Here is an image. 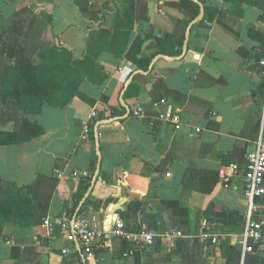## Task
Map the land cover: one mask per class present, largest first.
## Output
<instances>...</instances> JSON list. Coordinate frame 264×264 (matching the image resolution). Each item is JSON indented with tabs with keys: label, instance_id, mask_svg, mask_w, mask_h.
Instances as JSON below:
<instances>
[{
	"label": "crops",
	"instance_id": "0c3cea01",
	"mask_svg": "<svg viewBox=\"0 0 264 264\" xmlns=\"http://www.w3.org/2000/svg\"><path fill=\"white\" fill-rule=\"evenodd\" d=\"M139 1L149 20L136 22L130 47L136 38H146L138 46L139 57L156 53L153 39L188 21L182 57L157 60L124 98L122 89L138 66L127 54L103 53L100 61L108 76L102 84L84 82V97L63 107L45 104L40 114L28 118L43 126V134L0 146V196L8 188L27 190L38 176L45 177L39 192L46 193L51 179L56 181L47 202L35 201L56 228L10 221L0 241V264H82L69 230L57 225L68 218L81 182L92 177L81 214L93 225L109 229L120 217L131 228H177L179 234L162 236L142 249L113 238L88 257L89 264H227L222 248L201 235L212 222L201 217V231L193 234V212L174 214L166 201L177 199L181 208L206 215L227 211L245 219L248 213L244 173L264 130V0H197L198 7L188 0ZM78 2L87 15L73 0H0V51L12 58L27 55L34 63L41 50L61 46L84 57L91 30L108 27L111 16L102 24L101 0ZM207 7L218 9L215 18L197 20L201 9L205 17ZM138 106L143 113L136 116ZM94 108L99 115L92 119ZM24 119L23 109L5 110L0 104V131H16ZM88 121L93 132L84 138ZM74 170H87L90 177L74 176ZM205 172H219L211 192L198 191L210 187L211 177L201 183ZM136 203L139 209L129 210ZM256 205L257 214H263L264 198ZM244 230L245 222L221 236L233 248L231 264H264V237L254 251H246Z\"/></svg>",
	"mask_w": 264,
	"mask_h": 264
},
{
	"label": "trees",
	"instance_id": "16d2710c",
	"mask_svg": "<svg viewBox=\"0 0 264 264\" xmlns=\"http://www.w3.org/2000/svg\"><path fill=\"white\" fill-rule=\"evenodd\" d=\"M188 1L198 7L199 1ZM73 2L78 7L79 12L87 15V9L78 0H73ZM101 2L103 5L101 9L102 24L106 23L107 16H111V23L108 27L100 25L91 30L87 50L82 58L78 57L74 50L62 46L59 49L46 48L38 52L40 60L37 63H34L27 55L12 58L7 57L0 51V75L2 77L0 104L5 110L23 109L25 115V119L18 130L12 132L0 131V146L22 144L43 134V126L36 121L32 122L28 118L40 114L45 104L51 107H63L76 96L84 97L80 90L84 82L88 81L94 85L102 84L108 76L107 70L100 61L103 53L112 54L116 58L127 54L138 66V70L122 89L124 98L136 81H144L146 76L155 69L157 60L182 57V49L187 38L188 21L178 24V28L173 33H165L163 36L153 39L159 49L156 53L139 57L142 52L138 46H142L146 38H136L131 47L130 40L136 22L149 20L145 11L146 6L143 8L139 0H101ZM217 12L218 9L207 7L204 20H213ZM198 13L197 10L192 19H195ZM263 88L261 89L264 92ZM111 116H116L115 110L112 111ZM206 173L202 175L201 183L205 180L209 182V177H211L210 187L199 188L198 191L200 192H211L219 182V172H216L215 175ZM99 175L109 182L113 180L104 172H100ZM43 178L45 177L38 176L27 190L8 188L1 193L0 241L4 227L10 221L21 227H29L44 222L46 216L43 214L42 209L40 210L37 207L35 201L39 198H45L47 202L56 181L54 182L51 179L52 183L46 193L39 192L37 187L41 182H44ZM92 186L93 177L90 178V181L84 180L81 182L68 219L73 220L82 213L87 200L85 198L86 194H91ZM166 202L173 209L174 214L186 215L193 212L194 219L190 218V227L193 234H198L201 231V217H205L209 222H215L217 227L213 230L220 231L222 234L238 231L245 222V219L231 216L227 211H213L206 215L199 211L195 212L181 208L177 199ZM139 207L140 204L136 203L135 206H130L129 210H137ZM65 227V221H61L57 225L58 229ZM202 229L206 230L205 227ZM221 248L226 263L231 264L233 248L228 245L225 239H222ZM77 252L81 263L89 264L84 251L78 249Z\"/></svg>",
	"mask_w": 264,
	"mask_h": 264
},
{
	"label": "built area",
	"instance_id": "2783aa9c",
	"mask_svg": "<svg viewBox=\"0 0 264 264\" xmlns=\"http://www.w3.org/2000/svg\"><path fill=\"white\" fill-rule=\"evenodd\" d=\"M264 49V48H263ZM261 74L264 77V56L260 61ZM143 113V107L138 106L133 110V114L139 116ZM99 115L98 110L94 108L91 113V118H97ZM92 124L88 121L84 126V138H88ZM249 167L244 173L245 180V194L250 201L249 210L245 217V230L244 238L246 251H254L256 246L261 242L264 237V213L257 214L256 200L264 198V130L261 131L255 148L248 154ZM74 176L88 179L90 172L87 170H74ZM65 228L69 230L68 237L73 241V245L78 251L82 249L88 257H92L100 249L108 245L110 239L116 238L133 244L138 248H146L152 245L158 238L162 236L178 235L177 228H168L161 230L158 227L150 228H131L123 218H117L113 225L107 229L101 226L93 225L89 218L81 214L73 220L66 219ZM45 225L53 231L55 224L49 220H44ZM215 224L212 223L206 230H203L202 237L204 240L221 247L222 233L213 230ZM63 253H69L68 249H63Z\"/></svg>",
	"mask_w": 264,
	"mask_h": 264
},
{
	"label": "water",
	"instance_id": "95a60500",
	"mask_svg": "<svg viewBox=\"0 0 264 264\" xmlns=\"http://www.w3.org/2000/svg\"><path fill=\"white\" fill-rule=\"evenodd\" d=\"M204 18V11L201 9V13L200 15L198 16L197 20H203ZM187 47V43H185V48ZM99 170H100V166H98L97 170L94 172L95 175H94V180H96L97 176H98V173H99ZM261 257H264V252H261Z\"/></svg>",
	"mask_w": 264,
	"mask_h": 264
}]
</instances>
